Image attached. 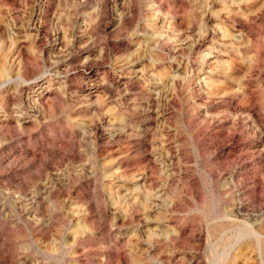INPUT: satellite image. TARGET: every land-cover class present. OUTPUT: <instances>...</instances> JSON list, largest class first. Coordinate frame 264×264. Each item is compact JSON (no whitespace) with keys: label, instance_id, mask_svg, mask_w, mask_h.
<instances>
[{"label":"rangeland","instance_id":"374dc122","mask_svg":"<svg viewBox=\"0 0 264 264\" xmlns=\"http://www.w3.org/2000/svg\"><path fill=\"white\" fill-rule=\"evenodd\" d=\"M0 264H264V0H0Z\"/></svg>","mask_w":264,"mask_h":264}]
</instances>
